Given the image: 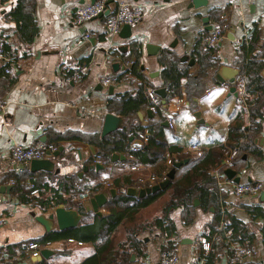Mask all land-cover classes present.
Masks as SVG:
<instances>
[{
  "label": "crops",
  "instance_id": "obj_1",
  "mask_svg": "<svg viewBox=\"0 0 264 264\" xmlns=\"http://www.w3.org/2000/svg\"><path fill=\"white\" fill-rule=\"evenodd\" d=\"M18 1L0 0V36L5 39L6 53L11 59V65L0 63V101L6 106L4 112H0V219L5 222L0 229V264H81L95 254L98 246L95 243L58 240L42 246L41 252H50L48 259L39 261V258H32L28 243L49 234L36 217L47 218L56 208L45 212L33 204L22 203L14 193L13 179L16 177H22L28 190L30 185H34L30 181L32 177L52 188L59 186L60 178L71 176L75 189H71V195L65 196L68 206L64 207L82 215L81 225L97 214L88 213L85 208L84 213L78 211L76 206L84 204L79 199L83 192L78 194L80 189L93 191L92 187L101 183L105 185V191L101 193L115 189L117 196L122 192L128 197V188L145 189L141 185L149 183L153 177L168 174L180 158L189 163L176 172V178L196 161L203 158L212 160L209 173L216 178L221 192V212L234 216L256 236L255 254L245 262L264 264V147L257 144V139L264 138V118L262 130L254 141L255 149L263 154V158L246 154L239 164L241 168L236 171L241 184H262V192L237 198L234 195L235 183L225 176V171L231 167L228 156L232 149L227 148L229 125L244 108L247 111L245 123L249 128L245 101L255 102L259 93L248 91L249 97L246 98L239 91L231 93L232 85L227 83L230 74L222 73L226 67L238 71V78L245 76L243 64L237 62L239 48L253 34L256 49L248 53L245 62L258 56L264 43V0H201L197 6H193V0H122L142 5L145 9L144 19L131 27L130 37L123 29L118 35H110L105 28L106 17L78 25L76 11L92 4L93 0H34L33 18L37 35L30 43L23 38L18 22L11 18ZM116 5L110 4L112 12ZM216 29L223 34L213 55L218 67L204 62L199 68L196 51H203L204 38ZM88 34L94 35L87 39ZM148 45L161 50L151 48L148 52ZM163 54L179 57L184 69L189 71L188 77L182 80V96L171 99L167 104L168 110L163 109V118H158L150 105L143 106L129 117L122 116L120 97L135 95L142 85L140 80L122 75L137 62L149 86L147 96L150 91L155 93L165 89L161 77ZM9 67L13 68L12 73L6 74L4 69ZM205 67L208 68L206 75L201 76L200 72ZM74 72L82 74L81 80L78 83L67 82L68 74ZM218 76L226 82L220 81ZM106 77L112 78L114 84L103 86L101 80ZM110 88H113L112 93ZM147 112L153 113V118ZM262 112L264 114V105ZM197 113L201 114L200 119ZM108 114L117 118L118 130L131 124L143 130L153 126L157 135L162 129L166 144L178 147L180 152L171 155L167 150L154 151V156L148 157L154 163L146 165L131 155L135 153L132 145L140 142L137 138L131 141L132 137L128 153H115L119 159L113 160V155L108 163L101 160L104 167L101 170L92 168L97 164L98 145L105 138L102 133ZM39 143L58 146L59 155L52 158V172L32 173L29 169L20 168L21 164L10 156L9 149L15 145L30 147ZM193 147L195 151L191 149ZM212 152L215 154L210 157ZM117 179L122 186L120 190H109L108 184ZM130 181L139 186L127 185ZM114 199L108 193V205ZM168 199L167 194L160 197L129 223L130 228L141 230L138 239L142 242L143 251L142 255L133 253L130 264H160V254L167 249L179 254L180 264H233L231 252L241 245L231 241V231L226 230V224H220L223 235L215 236L210 244L205 241L215 208L204 210L200 204L195 206V219L191 225L183 224L181 208L172 211L170 218L177 234L171 238H165L155 226L143 230L161 215ZM108 205L100 209L102 216L108 214ZM125 235L124 227L114 235L115 250ZM209 253L211 259L207 261Z\"/></svg>",
  "mask_w": 264,
  "mask_h": 264
},
{
  "label": "trees",
  "instance_id": "obj_2",
  "mask_svg": "<svg viewBox=\"0 0 264 264\" xmlns=\"http://www.w3.org/2000/svg\"><path fill=\"white\" fill-rule=\"evenodd\" d=\"M34 10V0H19L16 8L11 13V18L18 22L22 36L28 43L33 42L34 37L37 35V27L33 18ZM255 39L256 37L253 34L249 41L243 43L239 48L240 56L237 62L243 64L242 72L246 76L247 92H258L259 98L255 102L245 101L248 107L249 128H247V124L245 123L247 111L244 108L240 109L235 119L229 125L227 148H231L232 153L228 156V161L230 160L231 162V167L228 168L234 171H238L237 168H241L239 164L242 162V157L246 154H253L258 159L263 158V154L255 149L254 141L262 130L261 121L264 118L262 112L264 105V81L261 76L264 70V43L260 47L258 56H254L250 61L245 62L248 53L256 49L257 42H255ZM6 50L8 49L5 47ZM196 52L198 53L197 65L199 68L202 67L204 62L208 63L211 67H218L217 60L213 57L216 49H210L205 44L202 52ZM161 65V77L164 81L163 86L167 91L168 104L172 98L182 96V80L188 77L189 71L188 69H184V64L181 62V59L174 54H163ZM207 69L205 67V70H201L200 75H206ZM71 74L68 75L70 76ZM122 77L136 78L142 84L135 95L124 94L120 97L121 107L119 111L122 116L129 117L139 111L143 106H153L149 96H147L146 90L149 87L148 83H145V78L140 73L137 62L134 63L132 68L125 71ZM156 112L158 118H163L162 104L156 108ZM148 130L150 132L148 143H145L139 151L131 154L136 161L151 165L154 162L148 159V157L154 156V151L167 150L171 155L180 152L178 147H169L166 144L162 129H160L157 135H155L153 126L149 127ZM144 131L141 127L132 126L131 124V126L123 127L109 134L99 143L98 156L103 162L108 163L115 153H128L129 147L131 146V138L133 137V139L136 140L137 138L139 140V135ZM214 154L212 152L209 156L212 157ZM184 159L180 158L179 161H184ZM212 165L213 162L209 158L198 160L180 177H175L166 190L144 199L130 198L120 192L109 205L107 204V215H96L88 223L81 224L72 230L51 232L36 242L41 247L58 240H74L82 244L95 243L98 245L96 246L95 254L82 261L81 264H130L131 255L133 253L142 255L143 251L141 249L142 242L138 239V236L141 235V230L130 228L129 223L136 220L141 210L147 208L154 201L167 194L169 199L162 207L161 215L155 218L152 223L144 226L143 230L155 226L163 233L165 238H171L172 235L177 234V229L170 218V213L181 208L183 210V224L191 225L195 219V202L198 201L202 209L209 210L210 208H215L216 210L212 223L207 226L205 236L207 243L210 244L213 242L215 236L223 235V229H219L221 227L220 224L223 223V225L226 224V230L231 231V241L233 243H238L242 247L253 250L256 236L250 233L248 227L234 216L227 212H221V192L218 188L216 178L209 173ZM166 178L167 174L160 177H153L149 183L141 185V187L150 188L163 182ZM13 180L15 184L14 193L22 203L33 204L45 212L59 206H68V200L65 196L71 195V189H75V183L71 176L60 178L57 183L59 186L52 188L42 184L40 179L37 180L32 177L30 181L35 185V189L31 190L25 189L26 184L22 177L18 176ZM119 183V179L114 180L111 184H108V189L117 188L120 190L122 186ZM127 185L139 186L131 181L127 182ZM92 189L95 194L101 193L105 191V185L99 183L93 186ZM82 191L84 192L85 190L80 189L78 194ZM76 208L79 212H85L83 203H79ZM121 227H124L126 230V235L123 242L118 244V250H115L116 247L112 239ZM231 256L233 257V252H231ZM206 259L210 261V253L206 256Z\"/></svg>",
  "mask_w": 264,
  "mask_h": 264
},
{
  "label": "built area",
  "instance_id": "obj_3",
  "mask_svg": "<svg viewBox=\"0 0 264 264\" xmlns=\"http://www.w3.org/2000/svg\"><path fill=\"white\" fill-rule=\"evenodd\" d=\"M110 2L116 3L117 8L114 12L110 10ZM109 12V16L106 17L105 28L106 31L110 35H118L121 30L125 26H136L145 17V9L142 5H138L129 1L122 0H96L93 4H87L80 7L75 14V21L78 25H85L97 18H99L104 13ZM94 34H88L86 36L87 39L91 38ZM223 39V34L220 29L213 30L209 35L204 38V43L210 49H216ZM5 39L0 36V63L1 64H10L11 59L8 57L5 51ZM11 65V64H10ZM13 68H5L4 72L6 74H11ZM82 78V74L79 72L72 73L69 77H67L66 81L69 83H78ZM114 80L112 78H103L101 83L105 87H109L114 84ZM235 86L237 91H239L244 98L249 97L246 88V77H239ZM149 99L153 106H151V110L154 113L156 112V108L160 106V98L152 91L148 93ZM6 106L0 101V112H4ZM150 132L146 129L142 134L139 135V141L141 144L148 143ZM141 146L132 145L131 149L133 151H139ZM193 151L196 148H191ZM11 158L18 164L30 163L34 160H46L50 159L51 156L49 154H54L59 151L57 144H35L30 147H25L22 145H15L9 149ZM2 158L0 152V159ZM96 163L102 164L101 158L97 156ZM28 189H35L34 185H30ZM263 190L262 184H235L234 185V195L237 198H241L244 196H253L259 195ZM92 190H86L82 192L79 196V199L82 202L88 201L93 196ZM5 226V222L3 219H0V229ZM72 241V240H71ZM27 249L31 253V257L34 259H38L41 257V245L37 242H29L27 245ZM254 251L245 247L240 246L235 249L233 252V264H262L260 262H245L246 258H250L254 256ZM42 264H48L46 262ZM160 264H180V256L173 249L163 250L160 254Z\"/></svg>",
  "mask_w": 264,
  "mask_h": 264
},
{
  "label": "water",
  "instance_id": "obj_4",
  "mask_svg": "<svg viewBox=\"0 0 264 264\" xmlns=\"http://www.w3.org/2000/svg\"><path fill=\"white\" fill-rule=\"evenodd\" d=\"M95 3V0H93L92 4ZM112 3V2H110ZM201 3V0H193L192 4L193 6H197V4ZM78 8H76L77 10ZM109 16V12L104 13L103 15H101L99 18L102 17H107ZM123 32L128 33L127 36L130 37L131 35V26H125L123 28ZM152 49H158V51H160V48H155L154 46H147V50L148 52ZM187 57L184 58V60H186ZM222 73L223 75H229L230 74V79L227 83L232 85V88L230 89L231 93H236L237 92V88L235 86V82L238 79L239 76V72L230 68H223L222 69ZM262 76L264 77V72L262 74ZM218 79L220 81H224L223 78L221 76H218ZM226 82V81H224ZM223 82V83H224ZM113 92V88H110V93ZM155 94L157 96H159L162 100V107L164 110H168V105H167V92L165 89H159L158 91L155 92ZM148 116L150 118H153V113L151 112H147ZM140 115V113H139ZM141 116V115H140ZM197 118H201V114L197 113L196 114ZM117 118L111 114H108L105 118V125H104V129H103V133L102 136L106 137L109 134H112L114 132H116L118 130L117 128ZM165 126L168 127L167 122L165 123ZM133 141V138L132 140ZM264 138H259L257 139V144L260 147H264ZM136 145L141 146V142H138ZM60 151H62V148L60 149ZM51 156L50 159H46V160H34L30 163H24L20 165V168L22 169H29L32 173H37V172H52L54 171V162L52 160L53 157H56L59 155V152H56L54 154H49ZM113 160H117L119 159V156L114 155ZM121 159V158H120ZM189 163L188 160H185L184 162H178V163H174L173 165V169L167 174V178L166 180H164L163 182L152 186L150 188H145V189H137V188H128L127 190V195L128 197H133V198H140V199H144L148 196H151L153 194H156L160 191H164L168 188L170 182L172 180L175 179L176 177V172L181 169L183 167V165ZM92 168L96 169V170H101L103 169V165L102 164H95ZM85 171L88 170L87 167L84 168ZM57 173H59V170H57ZM225 176H227V178L230 181H233L235 184H240L241 180L240 178L237 177V172L232 170V169H227L225 171ZM109 194L111 195L112 198H116L117 196V191L115 189H112ZM108 204V193H101V194H96L93 197H91L87 202H84L83 207L86 209V211L88 213L94 212L95 214H97L98 216H102V213L100 212V209L104 208L105 206H107ZM199 205V202L196 201L195 202V206L197 207ZM36 220L41 223L46 231L48 233L51 232H64L67 230H72L77 228L82 220V215L79 214L76 210H67L64 206H59L57 207L54 212L48 216L47 218L44 216H37ZM49 250H43L41 252V257L39 258V261H42L43 259H48L49 258ZM133 260V259H132Z\"/></svg>",
  "mask_w": 264,
  "mask_h": 264
}]
</instances>
